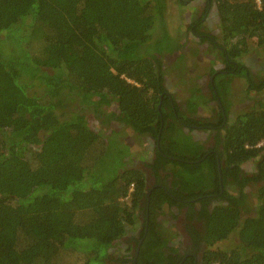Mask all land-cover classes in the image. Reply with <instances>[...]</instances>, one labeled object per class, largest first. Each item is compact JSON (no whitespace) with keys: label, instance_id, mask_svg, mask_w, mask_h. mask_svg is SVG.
Wrapping results in <instances>:
<instances>
[{"label":"trees","instance_id":"trees-1","mask_svg":"<svg viewBox=\"0 0 264 264\" xmlns=\"http://www.w3.org/2000/svg\"><path fill=\"white\" fill-rule=\"evenodd\" d=\"M215 2L223 40L202 31L204 15L191 30L221 46L209 84L229 111L236 77L248 93L264 90L243 59L264 47V0ZM170 9L168 0H0V264H126L113 253L142 210L132 264H179L159 219L170 204L202 220L192 234L206 243L203 264H264V99L253 96L227 127L219 156L220 144L196 141L195 124L218 123L187 114L171 89L163 60L180 68L186 54ZM197 101L198 84L185 106ZM118 136L153 141L147 166L158 183L169 166L172 185L149 187ZM222 178L233 190L222 192Z\"/></svg>","mask_w":264,"mask_h":264},{"label":"rangeland","instance_id":"rangeland-1","mask_svg":"<svg viewBox=\"0 0 264 264\" xmlns=\"http://www.w3.org/2000/svg\"><path fill=\"white\" fill-rule=\"evenodd\" d=\"M168 1L171 8L169 18L171 21L172 31L174 29L175 32H177L178 35L181 37L180 41L182 48L177 51H183L186 54L185 58H183V60L181 61L180 68L174 67V65L171 62L172 61L171 57H167L166 59L163 60L164 65L166 67L165 74L172 83L171 89L174 91V94L178 97L181 106L187 112V114L192 116L198 115V118H205V119L206 116L217 117L220 108L218 106V102L215 100V96L211 92L209 81L211 80L212 72L222 67L221 49L218 48L217 46H214L208 40L206 41L197 40L196 35L194 34L193 30H191L192 29L191 21L195 18L194 13L198 15L200 6L198 7L197 10L193 11L190 9L191 4L183 5L181 2H178V0H168ZM185 6H189V7H185ZM216 20H217L216 17H214L211 20L213 24L209 27L204 26V30L205 32L207 30L215 34L217 42H220L223 40L224 36L222 33L219 19L218 22ZM259 48L255 47V49H253V53H249L243 58L244 63L247 64L248 67H250L253 76L257 80L264 76V47H259ZM180 53L181 52H179V54ZM57 74H59V72H57ZM197 84L204 91L205 102L201 103L200 101H197V103H195L191 108L188 109L187 106H185L186 98L190 92V89ZM234 85L238 86L239 92L235 91V93L232 94V101L234 103L229 107L230 115L232 116L230 119L231 120L230 124H233L235 122V119L238 116V114H240L241 112L247 109H250L253 103L252 100L253 96L259 95L264 99V90L260 94H256L255 92L248 93L246 90L247 82L240 77L235 78ZM65 96H67L68 98V95L65 94L63 96L64 99ZM80 99L81 98L76 100V104L78 105L81 104ZM62 102L64 103V100ZM120 128L121 129L125 128L128 129L129 132H133L132 128L124 123H120ZM190 132L191 134H193V136L198 138L200 137L201 139L206 140L207 143L209 141L211 143V139H212L211 132L209 133V131L204 132L198 130H194L193 132L192 131ZM123 139H125L126 141V144H124L126 145L125 150H128L127 154L124 155V160H129L130 156H132V159L127 164V167L140 168L144 170L147 174V172H149L147 162L151 161L156 153L155 143L153 141L145 142L142 139H139L137 142L134 143L131 140V138L128 139L127 136L125 137L118 136L119 141ZM255 167H256V163L250 162L245 165V170L253 171ZM149 173L151 174V170ZM150 178L153 180L154 184L157 183L156 177L151 176ZM262 187L263 184L260 183L258 184V186L251 188V190H249V192L251 191V197L257 196L258 193L261 192ZM119 199L120 202H123L124 200H126V197L125 198L120 197ZM168 210L172 212L175 211L170 206H168ZM144 214L145 211H142L140 213V216L138 217V223L135 225V227L131 228L132 233L138 231L141 227L144 226L145 224ZM166 215L171 217V212L170 214H166ZM166 215L164 214V217ZM166 219L168 221H165V223L161 222L162 228L167 227L172 234H175L176 238L174 237V242L176 244H179V247L182 246V240L180 237L181 234L183 233V229L179 230L178 228V226H181L180 219L174 224L171 221V219L168 218ZM172 224L174 225V229H170V227H172ZM231 243L232 242L227 241L225 243L220 242L217 245L218 247H223L227 249V248H231ZM129 245L126 241H122V243L119 245V249L114 250L113 258L122 256V254L125 253L124 247H129ZM114 263H117L115 259H114Z\"/></svg>","mask_w":264,"mask_h":264},{"label":"flooded vegetation","instance_id":"flooded-vegetation-1","mask_svg":"<svg viewBox=\"0 0 264 264\" xmlns=\"http://www.w3.org/2000/svg\"><path fill=\"white\" fill-rule=\"evenodd\" d=\"M178 2H181L183 5L191 4L190 9L193 11L197 10L198 7L200 6L198 15L194 13V15H195L194 21L196 18L204 15L205 27H207V26L209 27L213 24L211 20L214 17H216L217 22H218V19L220 18L219 13H218V9H217V3L215 2V0H178ZM185 7H189V6H185ZM195 26H196V24L193 23L192 28L195 29ZM202 31L205 32L204 28L202 29ZM193 32H194V30H193ZM208 32H210V31H208ZM210 33L212 34V32H210ZM195 35H196L197 40H201V41L205 40L203 37L206 35L205 33H199V34L195 33ZM218 48L221 49V46H218ZM212 80H213V78H212ZM218 106L220 108V111H219V114L217 115V117L210 116V119H213L214 121H216L218 123V124L211 125L210 129H208L209 133L211 132V136H212L211 143H210V141L207 143L206 140L201 139L200 137L198 138V137L194 136V139L196 141L200 142L201 144H204L206 149H208L210 147L217 146L220 144L219 145L220 150H218V156H219L220 155L219 152H221L224 149L222 141L224 139V135L226 133L227 127L229 125H231L230 119L232 116L230 115V111L226 110V108L220 102H218ZM205 121H206V119H205ZM194 127H196V128H194L195 130L204 131V132L206 131V126L204 124H195ZM154 157H155V155H154ZM168 167L169 166H166V164H164L162 166V168L160 170H161V173L163 175V177H162L163 179H162V182H160V183H158V181H157L158 185H160L162 183L165 188H167L169 185H172L173 180H174V174L172 173V171L169 170ZM221 167L222 166H220V172L222 173ZM150 170H151V168H148L149 172H150ZM149 172H147L148 186L152 187L155 184L153 183V180L150 177L151 176L155 177V175L152 173V170H151V174ZM221 182H222V192L224 190H226L227 188L230 190L231 189L233 190L234 186H227L226 185V187H225V183H224L223 178L221 179ZM195 205H196V208L198 209V212L200 210H202V208H201L202 204L200 201H197ZM170 207L175 211H173V212L169 211L168 206H167L165 215L170 214V212H171V217L167 216V215L164 217V214H163L160 216L159 219L162 223H165V221H168L166 218L171 219L173 224L176 223L179 219L181 221V223H180L181 226H178V224H177V226H178L179 230L183 229V233L181 232L182 234L180 237L182 240V246L179 247V244H176L174 242L175 234H171V236H170L171 242L174 244L175 247L179 248V252L184 255V258L181 260V262L179 264H203L204 263V251L206 249V243L204 241L197 242L196 241L197 238L194 237V235L192 234V230L194 227L197 226V228H199V229L202 228V226H203L202 220L199 218V216L197 217V214L195 215V217H193L194 219H192L190 217L191 208L189 205L182 207V208H179L177 205L170 204ZM142 211H144V210H142ZM148 217L150 218V214L148 215ZM173 224H172V227H170V229H174ZM145 228L146 227L144 224L143 227H141L138 231L133 232V233L130 229L129 233L122 240V241H126L128 243V245L132 243V249L130 250V253L129 254L127 252L124 253L126 255L125 259H129V260L125 261L126 264H132L134 262L135 258H137V257H135L136 256L135 253L136 252L139 253V249H140V245L137 243V239L140 238V235ZM165 229H168V228L165 227ZM143 239H141V241H143ZM133 256H134V258H133Z\"/></svg>","mask_w":264,"mask_h":264}]
</instances>
